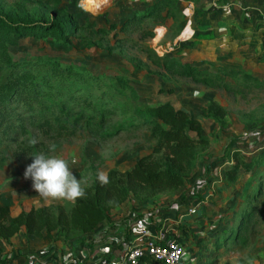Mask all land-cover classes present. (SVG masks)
Here are the masks:
<instances>
[{"label":"trees","instance_id":"obj_1","mask_svg":"<svg viewBox=\"0 0 264 264\" xmlns=\"http://www.w3.org/2000/svg\"><path fill=\"white\" fill-rule=\"evenodd\" d=\"M179 15L178 0H152L141 8H134L131 15L118 24L117 31L124 33L123 38L127 37L128 42L132 39L126 35L133 31L150 38L154 36L155 26L164 25L169 18L177 21ZM91 25H84L67 13L60 0H0V146L10 148L12 144V157L20 159L45 149L33 129L45 133V137L51 132L62 137L73 136L79 127H87L102 138L114 137L122 131L143 130L142 137L150 151L124 170L108 169L106 174L110 183L106 186L100 185L99 172L93 171L86 186V198L75 204L32 206L16 215H11L8 205L0 204V240L7 244L22 230L25 236L84 240L130 198L142 203L157 202L163 192L183 186L186 174L204 158L203 150L210 144L198 116L176 107L169 99L155 104L141 103L124 76L118 75L114 81H109L102 74L63 63L56 57L18 59L11 55L10 48L27 38L48 41L57 48H70L74 34ZM111 27L115 29L116 24ZM97 31L103 30L98 27ZM213 37L212 30L194 31L190 42L183 46L194 47ZM122 40L126 39L120 38ZM148 58L173 74L229 92L238 91L239 84L247 88H264V75L250 76L234 67L211 72L194 62L169 55L160 57L151 52ZM228 79L235 80L236 86ZM114 114L120 115L121 120L105 129ZM225 115V107L212 100L201 117L221 124ZM32 138L37 140L34 145L29 143ZM258 142L260 144L253 149L246 142L236 145L230 142L214 159L213 165L221 168L226 183H235L241 173H246L252 184L234 223L216 233L213 240L216 251L244 246L254 218L262 213L264 200L259 202V199L264 190V134ZM4 161L0 149V166ZM206 194L197 198L203 201ZM122 224L115 222L110 227ZM130 232V224H125L121 245L127 241ZM196 264L217 263L214 257L207 256Z\"/></svg>","mask_w":264,"mask_h":264},{"label":"rangeland","instance_id":"obj_2","mask_svg":"<svg viewBox=\"0 0 264 264\" xmlns=\"http://www.w3.org/2000/svg\"><path fill=\"white\" fill-rule=\"evenodd\" d=\"M89 1L60 0V5L66 12L75 16L79 22L84 25L92 23L90 27L80 29L74 34L70 48H57L54 43L27 38L18 46L10 48L11 55L18 59L34 56L56 57L63 63L102 74L109 81H114L115 76H124L141 103L155 104L169 99L176 107L198 116L209 135L210 144L203 150L204 158L186 174L185 184L178 189L163 192L157 202L142 203L130 198L114 211L111 222L122 221L127 224L129 221L131 226L145 215L154 216L167 211L172 216L183 215L187 213L189 206L200 201L197 196L207 193L200 204L203 209L199 207L197 210H203V218L196 226L199 231L208 230L210 233L208 236L202 234L198 245L204 250V254L209 248V253L214 256L212 248L216 233L234 223L252 184L249 174L246 173H241L235 183H226L221 168L213 165V162L230 142L234 145L246 142L250 149L260 144L258 139L264 134V88H247L239 84L238 91L233 93L224 88L207 86L160 68L152 63L148 54L153 52L160 57L169 55L183 61L188 60L211 72L234 67L242 70L244 74L262 77L264 26L258 25V32L250 35L235 30L232 37L235 40L228 37L230 40L216 39L186 48L183 43L191 40L184 41L183 33L188 30L186 27L189 25L192 30L208 28L210 25L207 17L214 15L220 4L218 0H178L180 15L177 21L173 22L169 18L164 25L155 26L154 36L150 38L141 36L138 31L128 33L126 36L132 39L128 42L127 37L123 38L124 33L117 31L118 24L131 15L134 8H141L152 0H92L95 1L93 5ZM237 1L252 5L260 3L258 0ZM188 7L190 11L186 15L184 10ZM111 24H116V28L112 29ZM98 27L103 31L98 32ZM120 38L126 40L120 41ZM229 82L236 86L235 80L231 79ZM212 100H216L226 109L221 124L201 117ZM121 118L114 114L104 128L119 122ZM32 132L45 145L44 151L38 153L62 156L69 162L76 178L87 183L93 171L106 173L110 168L124 170L150 151L149 144L143 140V130L122 131L110 138L95 135L87 127H79L73 136L57 137L51 132L45 137V133L34 129ZM12 147V144L10 148L0 146L2 156L5 157L4 164L0 166V204L8 205L11 215L32 206L64 204L66 201L46 202L35 192L31 179L24 178L26 166L32 162L33 156L14 159L10 153ZM263 200L264 190L259 202ZM179 228L182 234L188 230L186 223L179 225ZM91 240V237L83 241L74 239L69 240V244H64V241L54 240L53 237L37 238L20 232L14 237L12 246L0 240V255L11 256L21 264H66L61 258L65 246L72 247L77 242ZM245 241L244 246L230 250L220 249L217 263L264 264V206L262 213L254 218ZM185 250L190 257L191 248L185 246ZM188 260L184 263L191 264L192 259Z\"/></svg>","mask_w":264,"mask_h":264},{"label":"crops","instance_id":"obj_3","mask_svg":"<svg viewBox=\"0 0 264 264\" xmlns=\"http://www.w3.org/2000/svg\"><path fill=\"white\" fill-rule=\"evenodd\" d=\"M258 1L260 3L257 5L256 4L252 5L249 3L248 4L241 3L237 0L236 1L228 0L224 3L223 2L219 3L220 4L219 10L217 12H214V15H212L211 17H207V22L209 23L210 26L206 29H197V30H192L191 28H189V32L185 36L184 41H188L189 39H191L194 31L199 32V31L212 30L214 37L209 40H202L201 42H206V41L209 42V41H214L216 39L227 40L228 37H230L232 40H235L236 38H232L234 35L233 33L234 32L236 33L235 30L243 32L245 33V35H250L251 33H255V32L257 33L258 25L264 26V13H263L264 0H258ZM205 12L208 13V11ZM228 40L230 39L228 38ZM198 44H200V42L197 43L196 45ZM200 208L203 209V205H201ZM202 212L203 210L201 211L199 210L196 215H189L186 213L183 215L176 214V216H172L171 213L167 211V212L155 214V216L163 217L165 219V223L163 224L167 235H175L184 246V250H185V246L191 248L190 250L191 256L189 257L190 260L192 258H195V262H198L200 258H205L209 256V257H214L217 263V257L219 255L218 251L220 249L216 251L215 249L212 248L215 253V255L212 256L209 253V248L207 252L204 254V250L200 247V245H198L199 237L202 234L208 236V234L210 233L208 232V230L199 231L197 228L198 226L197 223H199L201 221L200 219L203 218ZM17 213H15L14 215H16ZM155 216L145 215L140 219L146 221H149L150 219L155 220ZM172 217L173 218L176 217V219H172ZM121 222H117V223H121ZM128 223L129 221L127 222V224ZM182 223H186V226H188V230L184 231L185 234H182L181 229L179 228V225H181ZM111 224H112L111 218L107 222L104 221L101 224V226H99L96 229V231L91 234L90 237L92 238V240L89 242L80 241L75 243V245H72V247H69L68 245L65 246L64 253L62 254L61 257L62 261L66 262V264H72V263L74 264V261H77L76 264H108V257L110 256V254L115 250L117 251L123 249V247L125 246V243L121 245L117 241V238L118 237L123 238L126 223L125 224L123 223L121 226L117 225L118 227L116 226V228L114 229L110 227ZM150 224L152 225V223ZM131 226H132L131 232L129 233V237L127 241L131 240V238H134L137 233L136 223L134 225L132 224ZM152 226L154 228H157L158 224L155 225V222L153 221ZM105 228L107 229L104 232H101V229L104 230ZM20 232L24 233V230ZM17 235L18 233L13 237H11L10 244H7L3 240L1 241H3L8 246L10 245L12 246V241H14V237H16ZM200 242L202 244V240ZM64 244H69V241H64ZM18 251L22 252L21 250ZM184 262L186 263V260L184 259L183 256V264H185ZM23 264H27V263L23 262ZM141 264H154V263L144 261ZM187 264L189 263L187 262Z\"/></svg>","mask_w":264,"mask_h":264},{"label":"built area","instance_id":"obj_4","mask_svg":"<svg viewBox=\"0 0 264 264\" xmlns=\"http://www.w3.org/2000/svg\"><path fill=\"white\" fill-rule=\"evenodd\" d=\"M189 11L190 8L188 7L184 10V13L187 15ZM186 29H188V33L189 25ZM201 203L202 201H198L195 205L189 206L187 214H197ZM153 221L155 225L158 224L157 228L152 226ZM163 223H165V219L159 216H155V220H138L136 222L137 233L135 237L129 241H124L125 246L123 249L112 252L108 257V264H141L144 261L183 264L184 246L175 235H167ZM117 241L120 243L123 238L118 237ZM0 264L21 263L16 259H12L11 256L0 255Z\"/></svg>","mask_w":264,"mask_h":264},{"label":"clouds","instance_id":"obj_5","mask_svg":"<svg viewBox=\"0 0 264 264\" xmlns=\"http://www.w3.org/2000/svg\"><path fill=\"white\" fill-rule=\"evenodd\" d=\"M29 143L34 145L37 140L32 138ZM32 156V162L24 171V178L31 179L33 189L46 202L66 201L75 204L77 200L86 198L87 181L76 178L65 158L44 153ZM97 180L101 186L110 183L108 175L104 172L97 174ZM188 258L189 254L184 253V259L187 261ZM191 264H196L195 258H192Z\"/></svg>","mask_w":264,"mask_h":264},{"label":"bare ground","instance_id":"obj_6","mask_svg":"<svg viewBox=\"0 0 264 264\" xmlns=\"http://www.w3.org/2000/svg\"><path fill=\"white\" fill-rule=\"evenodd\" d=\"M95 1H96V0H95ZM95 1L90 0L89 3L93 5V4H94L93 2H95ZM98 2H100V0H98ZM90 4H89V5H90ZM186 34H187V33L184 32V33H183V36H186Z\"/></svg>","mask_w":264,"mask_h":264}]
</instances>
